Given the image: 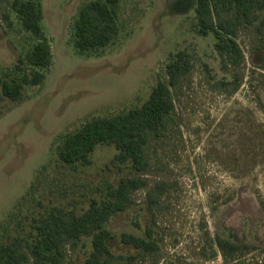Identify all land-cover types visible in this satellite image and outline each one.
Listing matches in <instances>:
<instances>
[{"label": "rangeland", "instance_id": "374dc122", "mask_svg": "<svg viewBox=\"0 0 264 264\" xmlns=\"http://www.w3.org/2000/svg\"><path fill=\"white\" fill-rule=\"evenodd\" d=\"M83 0H41L42 26L53 63L40 85L18 102H0V235L34 209L80 205L93 192L114 148L99 145L92 163L75 170L57 161L58 137L91 116L138 105L148 96L170 52L187 47L193 67L173 89L174 119L147 147V185L109 221L116 234H141L151 221L157 249L115 264H264V47L253 27H239L243 57L233 65L211 36L192 30L195 0H122L118 39L101 55H81L68 22ZM0 0V70L34 37ZM163 188L151 209L145 195ZM246 248L224 255L217 235ZM120 251L132 254L131 247ZM62 264H82L67 251Z\"/></svg>", "mask_w": 264, "mask_h": 264}, {"label": "trees", "instance_id": "16d2710c", "mask_svg": "<svg viewBox=\"0 0 264 264\" xmlns=\"http://www.w3.org/2000/svg\"><path fill=\"white\" fill-rule=\"evenodd\" d=\"M122 0H83L68 22L69 41L81 55L99 56L119 37ZM10 10L21 28L33 37L10 67L0 70V102L23 99L28 86L40 85L48 73L53 54L43 26L41 0H11ZM192 30L211 36L215 51L233 65L243 53L236 36L239 27H253L264 47V0H195ZM187 47L170 52L157 74L148 96L138 105L105 115L91 116L74 130L58 137L54 147L57 161L68 169L92 163L99 145L114 148L110 161L93 192L80 205L53 203L34 209L22 221L0 235V264H62L69 250L81 256L82 264H115L157 249L151 221L136 218L134 229L142 233H114L108 226L116 214L126 211L134 200L132 192L147 185V147L150 140L166 136L174 119L175 89L192 69ZM162 182L146 192L145 207L155 203ZM160 191L158 192V194ZM216 245L224 255L246 248L236 236L217 235ZM135 251L126 254L121 248Z\"/></svg>", "mask_w": 264, "mask_h": 264}]
</instances>
